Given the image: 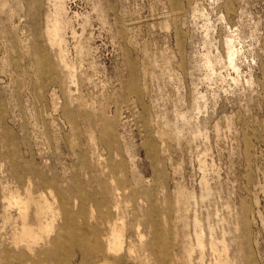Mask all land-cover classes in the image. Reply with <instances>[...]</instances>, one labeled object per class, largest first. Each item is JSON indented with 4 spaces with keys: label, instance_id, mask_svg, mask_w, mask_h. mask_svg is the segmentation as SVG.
Returning a JSON list of instances; mask_svg holds the SVG:
<instances>
[{
    "label": "rangeland",
    "instance_id": "obj_1",
    "mask_svg": "<svg viewBox=\"0 0 264 264\" xmlns=\"http://www.w3.org/2000/svg\"><path fill=\"white\" fill-rule=\"evenodd\" d=\"M103 262L264 264V0H0V264Z\"/></svg>",
    "mask_w": 264,
    "mask_h": 264
},
{
    "label": "bare ground",
    "instance_id": "obj_2",
    "mask_svg": "<svg viewBox=\"0 0 264 264\" xmlns=\"http://www.w3.org/2000/svg\"><path fill=\"white\" fill-rule=\"evenodd\" d=\"M232 43L233 42H229L228 44V47L230 49V62H231V65H235L234 57L236 56V52L233 51L234 46ZM17 198L18 197H13L14 200H17ZM16 204L19 205L20 216L23 221V227H22L23 235L24 237L32 238V234L29 231V228L27 227V225L25 224V220H26L25 212L27 211V204L19 203L18 201H16ZM120 237L121 236L115 231H112V233L108 235V237L106 238L108 253H112L114 250H119L122 248V242L120 240ZM94 264H98V263H94ZM104 264H108V263H104Z\"/></svg>",
    "mask_w": 264,
    "mask_h": 264
}]
</instances>
